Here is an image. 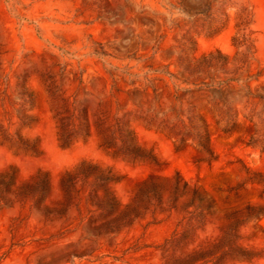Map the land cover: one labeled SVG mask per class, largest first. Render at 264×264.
Returning a JSON list of instances; mask_svg holds the SVG:
<instances>
[{"label": "rangeland", "instance_id": "1", "mask_svg": "<svg viewBox=\"0 0 264 264\" xmlns=\"http://www.w3.org/2000/svg\"><path fill=\"white\" fill-rule=\"evenodd\" d=\"M216 51L226 70L196 77L242 80L188 84L183 67ZM26 81L34 107L21 96ZM6 84L15 105L10 116L0 105V264H264V213L231 227L248 206L264 207L261 186L245 184L264 172V0H0V94ZM76 93L112 114L118 100L121 113L135 110L138 142L160 165L116 156L96 133L62 148L50 95ZM177 96L206 120L212 164L191 143L176 147ZM83 162L120 178L119 207L63 179ZM177 174L214 202L205 225L168 194L134 200L150 179Z\"/></svg>", "mask_w": 264, "mask_h": 264}, {"label": "trees", "instance_id": "2", "mask_svg": "<svg viewBox=\"0 0 264 264\" xmlns=\"http://www.w3.org/2000/svg\"><path fill=\"white\" fill-rule=\"evenodd\" d=\"M235 41L237 42V39H234ZM245 49L247 55L250 48L245 47ZM227 66V57L222 52L216 51L197 61L190 62L183 69L190 76L195 77L194 83H188L194 86H197L198 82L206 87H213L222 86L226 81L239 82L242 80L241 77H235L226 81H218L216 77H211L212 83H208L206 80L196 77L199 73L209 74L210 69H214L215 72L224 71ZM246 86L248 90H251V84L248 83ZM7 90L8 84L0 94V105L4 116H10L8 105H15ZM126 94L130 96L129 91ZM21 96L25 103L28 102L31 107H34L35 95L31 92L27 81L23 84ZM50 96L52 100L60 102L55 119L57 120L58 142L62 148H70L78 142H87L96 133L100 138V146L114 155L122 156L132 162L145 161L156 166L160 165L158 157L152 151L144 149L138 142L133 128V123L137 120L135 110H126L121 113L123 105L118 100L117 112L112 114L111 111L94 108L91 106L90 100L81 99L78 93L67 98ZM113 96L115 97L114 94ZM175 102L176 104L172 109L175 121L169 128V132L176 141V147L180 148L191 143L199 149L203 155V160L212 164L217 160V157L210 146L211 139L206 120L197 112L196 106L192 102L187 108L183 107L179 96L175 97ZM33 118V115L23 112L20 121L23 124L34 122ZM227 128H224V132H227ZM17 135L19 144L23 148L33 154H41L39 141L30 142L24 139L19 131ZM45 177H47L48 184V173H45ZM63 179H69L71 183H76L79 180L89 183L94 188V197L100 204L109 205L113 208L120 206L114 190V185L120 181V178L109 168H104L93 162H83L75 170L66 171ZM245 184L261 186V193L264 194V172H252L247 177ZM166 194L170 196L175 207L180 205L190 209V213L198 217L203 225L207 223L208 217L214 209V202L205 193L191 187L178 174L172 180L168 178L150 179L138 188L134 200L143 197H155L163 201ZM262 213H264L263 206H248L241 216L234 219L231 227H237L243 221L258 217Z\"/></svg>", "mask_w": 264, "mask_h": 264}]
</instances>
